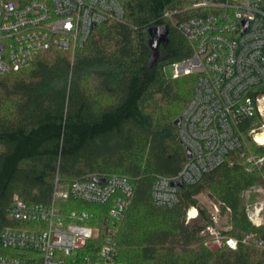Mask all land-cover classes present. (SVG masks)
I'll use <instances>...</instances> for the list:
<instances>
[{"label":"trees","instance_id":"16d2710c","mask_svg":"<svg viewBox=\"0 0 264 264\" xmlns=\"http://www.w3.org/2000/svg\"><path fill=\"white\" fill-rule=\"evenodd\" d=\"M119 1L124 21L97 26L73 55L40 53L28 67L0 75V232L19 225L6 214L15 195L25 203L50 205L56 178L58 186H67L89 175H118L133 186L118 227L121 264H264L260 249L241 242L247 231L264 240V225L252 227L242 199L243 192L264 188V169L245 171L244 143L199 181L180 188L174 206L157 207L151 198L155 179L176 177L186 162L174 121L196 83L195 74L164 76V67L191 55L183 35L164 15L180 20L210 9L189 8L202 0ZM159 26L168 28L167 40L153 60L148 42ZM254 120L261 124L260 118ZM248 128L246 122L242 129L248 146L264 156V146L250 143ZM203 192L229 210L225 234L238 240L235 249L214 246L201 234L210 223L196 199ZM54 204L64 213L92 215L89 225L99 228V235L82 254L94 253L89 246L96 252L110 203ZM190 208L198 211L200 222L187 220ZM6 253L0 248V255Z\"/></svg>","mask_w":264,"mask_h":264},{"label":"built area","instance_id":"2783aa9c","mask_svg":"<svg viewBox=\"0 0 264 264\" xmlns=\"http://www.w3.org/2000/svg\"><path fill=\"white\" fill-rule=\"evenodd\" d=\"M190 8L210 12L180 20H173L171 13L164 16L191 49L189 58L171 64L172 78L196 75L177 128L178 141L189 149L191 157L176 177L155 179L151 198L157 207L170 208L178 202L180 188L173 186V181L194 184L242 147L246 122L247 135L254 134L255 143L262 146L255 136L264 128V0H202ZM124 16L119 0H30L23 4L0 0V75L28 67L40 53L73 55L97 26L107 21L123 22ZM255 117L260 118L259 126ZM244 164L246 172H260L264 156L247 154ZM256 189L262 198L247 205L245 212L252 227L259 228L264 225V191L255 187L245 193ZM132 193L131 182L123 176L89 175L67 186H58L56 178L50 205L25 203L13 196L6 214L19 225L6 226L0 232V248L7 252L0 255V264H121L118 227ZM57 200L110 203L103 243L96 252L89 246L92 255L82 254L86 243L99 235V228L89 225L92 215L84 211L64 213L54 204ZM219 211L213 205L210 223L201 234L208 235L214 246L235 249L238 240L225 234L229 225H220ZM191 218L187 216L188 221ZM241 242L264 253V240L252 232H245Z\"/></svg>","mask_w":264,"mask_h":264},{"label":"rangeland","instance_id":"374dc122","mask_svg":"<svg viewBox=\"0 0 264 264\" xmlns=\"http://www.w3.org/2000/svg\"><path fill=\"white\" fill-rule=\"evenodd\" d=\"M186 9H188V7ZM163 73H164L165 78L171 79L173 77V71H172L171 65H167L166 67H164ZM261 133H264V128H262V127L256 132V134H261ZM246 136L250 139V143H252V144L257 146V144L254 141V134L251 135V136L250 135H246ZM243 143L245 144L246 149L248 150L247 154H253V152L251 151L250 147L248 146L249 142H247L245 140V138H244ZM262 146H264V145H262ZM261 190L264 191V188H261ZM261 198H262V194H261V191H259L258 189H256L255 191H253L251 193L243 192V194H242V199H243V202H244L245 206L253 204V203L257 202L258 200H260ZM196 199H197L199 205L206 211V214L208 216H210L209 215V211L210 212L213 211V205L217 206V208H219V210H220L219 212H220V215H221L220 220H219L220 225L221 226L223 225L224 227H226L225 225H229V217H228L229 215H228V213H226L224 211L223 207L220 206V204L217 203L213 198H211L208 195V193L203 192V193L197 195ZM192 209L193 208H190L189 211H191ZM189 211H188V214H187L188 217L190 216ZM190 221L200 222L199 217H198V211H197V217L191 218Z\"/></svg>","mask_w":264,"mask_h":264},{"label":"water","instance_id":"95a60500","mask_svg":"<svg viewBox=\"0 0 264 264\" xmlns=\"http://www.w3.org/2000/svg\"><path fill=\"white\" fill-rule=\"evenodd\" d=\"M168 34V28L166 26H159L154 30V36L152 37V39L148 42V45L152 51V59L153 60H157V58L159 57V46L164 44L167 40L166 36ZM179 122H180V118L178 117L175 121H174V125L176 128L179 127ZM180 143V141H178ZM181 144V143H180ZM184 153H185V157L186 159H190L191 157V153L189 151L188 148L184 147ZM94 181L98 182V183H102L103 179H98V178H94ZM173 186L182 188L184 186V184L179 181H173L172 182Z\"/></svg>","mask_w":264,"mask_h":264},{"label":"bare ground","instance_id":"6f19581e","mask_svg":"<svg viewBox=\"0 0 264 264\" xmlns=\"http://www.w3.org/2000/svg\"><path fill=\"white\" fill-rule=\"evenodd\" d=\"M255 139H256V141H257L259 144L264 145V133L257 134V135L255 136ZM189 214H190V216L193 218V217H196L197 212H196V210L193 208L191 211H189Z\"/></svg>","mask_w":264,"mask_h":264}]
</instances>
